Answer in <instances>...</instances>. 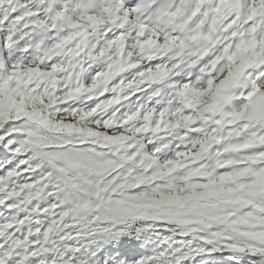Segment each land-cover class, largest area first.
<instances>
[{
    "label": "snow or ice",
    "instance_id": "6c2138e0",
    "mask_svg": "<svg viewBox=\"0 0 264 264\" xmlns=\"http://www.w3.org/2000/svg\"><path fill=\"white\" fill-rule=\"evenodd\" d=\"M0 264H264V0H0Z\"/></svg>",
    "mask_w": 264,
    "mask_h": 264
}]
</instances>
